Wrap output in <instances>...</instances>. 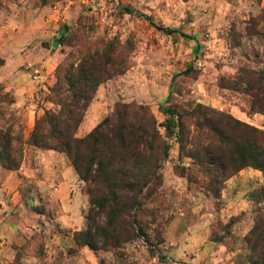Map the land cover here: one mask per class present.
<instances>
[{
    "label": "rangeland",
    "instance_id": "374dc122",
    "mask_svg": "<svg viewBox=\"0 0 264 264\" xmlns=\"http://www.w3.org/2000/svg\"><path fill=\"white\" fill-rule=\"evenodd\" d=\"M82 65L101 82L78 101L77 137L115 125L122 104L147 129L141 152L102 148L106 166L150 173L96 249L79 234L108 209L65 153L29 143L36 120L77 95L68 78ZM245 72L264 73V0H0V131L19 161L0 163V264H264V172L229 175L243 123L264 131Z\"/></svg>",
    "mask_w": 264,
    "mask_h": 264
},
{
    "label": "trees",
    "instance_id": "16d2710c",
    "mask_svg": "<svg viewBox=\"0 0 264 264\" xmlns=\"http://www.w3.org/2000/svg\"><path fill=\"white\" fill-rule=\"evenodd\" d=\"M126 10L128 13L132 12L129 8ZM138 15L142 14L138 13ZM167 31L175 32L176 30L167 28ZM182 35L186 38H192L184 33ZM189 69L190 67L181 74L187 73ZM68 81L70 85L77 88V95L80 98L75 99L77 95H74L73 100H62L59 103L60 109L58 111H46L39 117L30 133L29 143L40 148L65 153L71 159L79 177L87 182L90 203L100 210L108 209L105 226H99L94 220L91 221V218H88V229L79 234V240L83 244L96 249L98 236L103 235L105 239L109 237L108 227L114 225L120 214L124 212V208L125 211L129 208L128 199L134 204L132 197H134L135 187L141 185L140 191L150 173L148 170L135 173L129 167L113 169L108 165L106 166L101 157L102 148L110 149L111 153H118L119 149L128 151L130 148H133L135 152H141L143 150L139 146L145 143L146 136L144 137V133L147 132V129L142 123L135 124V113L129 110L128 105L122 104L116 108L117 120L115 125H112L110 119L106 117L87 135L77 137L75 132L82 120L84 107L78 101L89 98L92 90L99 85L101 79L91 65L88 67L82 65L76 76H69ZM241 82L254 100L259 95L264 98V73L254 72L250 74L245 72ZM163 111L170 115L164 126L168 130L169 136H172L176 127L181 130V123L178 122V125L174 123L173 118L176 114L172 109L168 108ZM258 111L264 114V106L258 107ZM243 124L248 132L242 143L236 144V153L241 164L231 169L229 175L239 171L244 166H250L264 172V131L247 123ZM252 131L262 134L263 143L260 144L257 141L255 135L251 133ZM146 145H150L148 141H146ZM86 146L91 149L89 154L84 150ZM0 163L8 169H15L19 166V161L13 155L10 138L6 131H0ZM101 182L106 183L111 195L100 194ZM117 191L119 192L118 195Z\"/></svg>",
    "mask_w": 264,
    "mask_h": 264
}]
</instances>
